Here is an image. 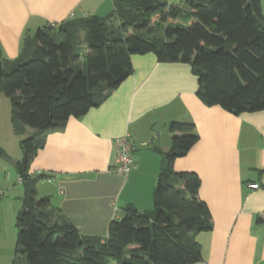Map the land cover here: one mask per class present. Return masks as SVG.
I'll use <instances>...</instances> for the list:
<instances>
[{
  "label": "trees",
  "instance_id": "obj_1",
  "mask_svg": "<svg viewBox=\"0 0 264 264\" xmlns=\"http://www.w3.org/2000/svg\"><path fill=\"white\" fill-rule=\"evenodd\" d=\"M109 17L89 15L23 38L19 55L3 62L0 93L10 102V123L25 161L13 169L21 182L15 215L12 264H193L200 259L195 234L212 228L198 197L195 172H175L198 136L191 122L169 123L166 168L152 190V209L126 206L108 224L106 237L84 235L36 198L43 174L29 163L40 136L99 105L132 72V54L153 53L158 62H183L196 76V96L239 115L264 109V23L260 0H112ZM6 155L0 147V157ZM25 262V263H24Z\"/></svg>",
  "mask_w": 264,
  "mask_h": 264
},
{
  "label": "crops",
  "instance_id": "obj_2",
  "mask_svg": "<svg viewBox=\"0 0 264 264\" xmlns=\"http://www.w3.org/2000/svg\"><path fill=\"white\" fill-rule=\"evenodd\" d=\"M112 11V0H0L1 59H15L23 38L38 28L89 15L117 24ZM260 14L264 18V0ZM130 63L132 72L99 105L38 135L43 146L28 167L30 176H45L36 184V196L45 183L42 197L49 198L59 216L84 235L104 238L109 222L119 219L126 206L152 209V190L170 146L169 123L191 122L198 138L172 169L198 175V197L212 218L210 230L195 234L200 259L193 264H264V109L234 115L206 106L196 96V76L187 63L158 62L151 52L132 54ZM0 123L6 134L2 117ZM32 134L38 133L26 128L23 136ZM125 135L134 148V164L121 175L112 168L115 140ZM155 138L157 145L152 144ZM0 147L8 157L15 156ZM9 150L15 152L13 143ZM5 164L0 157V197L7 184H18L12 179L17 173ZM253 182L260 187L248 188ZM17 194L21 203L22 190Z\"/></svg>",
  "mask_w": 264,
  "mask_h": 264
},
{
  "label": "rangeland",
  "instance_id": "obj_3",
  "mask_svg": "<svg viewBox=\"0 0 264 264\" xmlns=\"http://www.w3.org/2000/svg\"><path fill=\"white\" fill-rule=\"evenodd\" d=\"M10 113L11 111H10L9 99L5 95L0 93V117L3 118V124L6 121V125H7L6 134L4 132V128L0 126L1 128H3L2 130H0V144L4 145V147L7 148V151L8 153H10V155H15L12 156L13 158L12 157L9 158L13 160L21 161L23 154L21 153V151H19V147L17 145V142L15 141L16 136L11 129V125L9 121ZM154 126H158V125H154ZM31 136L37 137L38 134H32ZM162 136L164 135H161V138ZM10 137L12 138V140ZM170 138H171V134H168L169 141ZM12 143H13V148L15 149L14 153L11 150H9V147L10 146L12 147ZM152 144L154 145V141ZM5 165L8 168V170H12V172H14V170L9 165L7 164ZM12 179L17 180L15 176H13ZM43 184L44 186L40 188V190H38L39 192L37 193L36 198L42 197L43 195L42 192L45 191L46 189L45 186H47L45 185V183ZM6 189L7 190L5 191L4 196L0 197V207L2 206V212L0 213V264H10V260H9L10 256L14 254L15 236H16V229L14 223H15V215L17 213L16 212L17 208H15L16 210H14L15 211L14 212L12 210V206L21 205L20 201H18L17 199V197L19 196L17 193L18 192L20 193V191L22 190L21 185L16 184V182L13 185L7 184Z\"/></svg>",
  "mask_w": 264,
  "mask_h": 264
},
{
  "label": "built area",
  "instance_id": "obj_4",
  "mask_svg": "<svg viewBox=\"0 0 264 264\" xmlns=\"http://www.w3.org/2000/svg\"><path fill=\"white\" fill-rule=\"evenodd\" d=\"M115 147H116V164L113 166L112 170L115 173L126 175L134 164L133 159V146L129 142L127 136H121L116 138L115 140ZM49 181V178H46ZM21 180L17 177V183H20ZM247 187L250 189H257L260 187V184L257 182L248 183ZM1 195V192H0Z\"/></svg>",
  "mask_w": 264,
  "mask_h": 264
},
{
  "label": "water",
  "instance_id": "obj_5",
  "mask_svg": "<svg viewBox=\"0 0 264 264\" xmlns=\"http://www.w3.org/2000/svg\"><path fill=\"white\" fill-rule=\"evenodd\" d=\"M255 20L256 22L258 23V25L262 28H264V23L262 21H260L258 18L255 17ZM158 129V126H153V130H157ZM154 145H157V140L155 139L154 140ZM3 160H5L11 167H15L16 164H17V160H13L9 157H7L6 155H3L2 156ZM22 162L25 161V155L23 154V157L21 159ZM166 168V162L165 160H163V163H162V169H165Z\"/></svg>",
  "mask_w": 264,
  "mask_h": 264
}]
</instances>
